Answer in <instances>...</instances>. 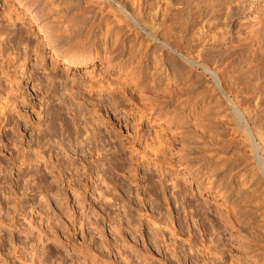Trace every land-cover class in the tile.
I'll list each match as a JSON object with an SVG mask.
<instances>
[{"label": "rangeland", "instance_id": "rangeland-1", "mask_svg": "<svg viewBox=\"0 0 264 264\" xmlns=\"http://www.w3.org/2000/svg\"><path fill=\"white\" fill-rule=\"evenodd\" d=\"M172 1L0 0V264L264 263V0Z\"/></svg>", "mask_w": 264, "mask_h": 264}, {"label": "bare ground", "instance_id": "bare-ground-1", "mask_svg": "<svg viewBox=\"0 0 264 264\" xmlns=\"http://www.w3.org/2000/svg\"><path fill=\"white\" fill-rule=\"evenodd\" d=\"M143 2H140V1H138L139 3H142V8L140 7H138V11H140L139 13H136V12H138V11H134V10H132V12L131 11H129V9L127 8V6H125V3H123V0H120V4L122 5V6H124V8H125V10L123 9V11H125L127 14H125V13H123V11H121L119 8H114V7H112L113 9H114V14L116 15V17H120V21H121V18H126V19H128V17H130L131 18V20L132 21H135V22H138V21H142L143 23H144V25H145V32H148V30H153L154 32L155 31H157L158 30V28L161 26V24H162V22L165 20V18H166V15L168 14V12L170 11V9H171V7L173 6V1L172 0H164V3L162 4V6H160V7H162V8H159V10L161 9V15H159V13H158V15L156 14V15H154L153 13H156V12H154L156 9H158V8H156L153 12H152V14L151 15H148V10H149V6L148 7H146V4L148 5V1H150V0H142ZM155 1V0H154ZM153 0L151 1L152 3L154 2ZM159 1H161V0H159ZM163 1V0H162ZM251 1V0H250ZM192 3H193V0L191 1ZM195 2V1H194ZM199 2V1H198ZM197 2V3H198ZM229 2V1H228ZM138 3V4H139ZM155 3V2H154ZM186 3H187V1H186ZM214 3V2H213ZM255 3V2H254ZM158 4V3H157ZM159 4H160V2H159ZM191 3L189 2V5H190ZM217 4V5H216ZM192 5V4H191ZM200 5V4H199ZM198 5V6H199ZM215 7L213 8V6L209 9L210 11L213 9V11H212V13L210 12L209 13V16L210 17H212V20L214 19V21L215 22H213L212 20H210V21H212L213 22V24L215 23H217L216 24V26H218L220 23H221V21H223V22H226V23H224L225 25H227V24H231V22H233L237 17H239L241 14H243L244 12H246V10L247 9H249L252 5H253V3L252 2H248V0H243V1H238V2H236V0L235 1H231V2H229V3H226V2H220V1H218L217 3H215ZM27 6L29 7V8H32L33 10H37V9H39L40 8V3H33V4H27ZM151 6V5H150ZM159 6V5H158ZM157 6V7H158ZM145 7L147 8L145 11H144V9H145ZM153 7H155V6H153ZM152 7V8H153ZM187 7H189L188 5H187ZM197 9H199L200 7H196ZM195 8V9H196ZM251 8H253V7H251ZM139 9H141V10H139ZM151 9V8H150ZM184 9V8H183ZM131 10V9H130ZM158 10V11H159ZM191 10H192V8H191ZM191 10H189V12H191ZM208 10V11H209ZM252 10V9H251ZM157 11V10H156ZM113 12V11H112ZM150 12V11H149ZM179 13H181V12H179ZM192 13V12H191ZM201 13V12H200ZM203 13H204V11H203ZM206 13V12H205ZM252 13V12H251ZM207 14V13H206ZM179 15H181V14H179ZM255 15V14H254ZM183 16V15H182ZM187 16H189L188 15V13H187ZM181 17V16H180ZM184 17V16H183ZM252 17H253V14H252ZM12 18V17H11ZM115 18V17H114ZM254 18V17H253ZM256 18H258L257 16L254 18V19H256ZM123 19V20H124ZM125 19V20H126ZM138 20V21H137ZM257 20V19H256ZM119 21V22H120ZM223 22L221 23V25L223 24ZM212 24V25H213ZM214 24V25H215ZM223 24V25H224ZM222 25V26H223ZM209 26H211V25H209ZM220 26V25H219ZM212 27V26H211ZM210 27V28H211ZM215 27V26H214ZM221 27V26H220ZM224 27H228V25L227 26H224ZM215 29V28H214ZM218 28H216L215 30H217ZM222 29H223V27H222ZM225 29V28H224ZM212 30H213V27H212ZM219 30H220V28H219ZM226 30L227 29H225L224 31L226 32ZM231 30H233V29H231ZM214 31V30H213ZM212 31V32H213ZM224 31H223V34H224ZM215 32V31H214ZM230 32V31H229ZM216 33V32H215ZM220 33H222V32H220ZM232 33H234V32H232ZM231 33V34H232ZM215 37H216V35L214 34V33H212ZM219 34V32H217V35ZM228 34V33H227ZM225 35H226V33H225ZM225 35H223V37H224V39H225ZM222 37V36H221ZM227 37H229V36H227ZM247 37H249V36H247ZM254 37V36H253ZM217 38V37H216ZM216 38H215V40H216ZM237 38V37H236ZM255 38V37H254ZM254 38H248L250 41L252 40L253 41V39ZM259 38L260 37H257V39L258 40H256V38L254 39L255 41H256V43H255V45H257V47H254L255 45H251V47H249V43L247 42V45L245 44V46H244V49H243V47H242V49L245 51V54H244V51H242L241 53H240V51H239V53H240V56L238 55V57H241L242 58V56H246L247 57V59L248 60H252V61H254L255 59H256V57L258 56L259 57V55L261 56V54H263L264 53V49H262V48H264V47H262V43L264 42V41H262V39L261 40H259ZM219 39L221 40V38H220V36H219ZM218 38H217V40L216 41H218L219 40ZM224 39H222V41L223 42H225L224 41ZM234 37H233V39H232V41H234ZM238 40V39H237ZM241 40H239L238 42H240ZM236 43H237V41H235ZM246 42H244V43H246ZM234 43V42H233ZM242 43V42H241ZM243 43V44H244ZM237 45V44H236ZM233 46V45H232ZM238 46V45H237ZM237 46H236V48H237ZM241 47V46H240ZM58 48H60V46L58 45V47H57V49H56V52H57V54H59V51H58ZM236 48H234V49H236ZM238 50L239 49H241V48H237ZM241 49V50H242ZM228 51V50H227ZM233 51L231 50L230 51V53H229V51H228V53L229 54H231ZM235 53L237 52L238 53V51L237 50H235L234 51ZM234 52L232 53V55L234 54ZM247 52V53H246ZM85 54V52H83V51H70V52H68V53H66V54H63V57H62V59H63V61H64V64H66V65H69V66H74V65H85V64H92V63H94V62H96V58L94 57V56H88V55H84ZM225 54V53H224ZM227 54V53H226ZM234 55H236L237 56V54H234ZM233 55V56H234ZM244 56V57H245ZM228 57H229V55H228ZM228 57H227V55L225 56V57H223L224 59L225 58H227L228 59ZM232 57V56H231ZM231 57H229V58H231ZM235 57V56H234ZM232 60H235V59H233V57L231 58ZM231 59H230V61H231ZM239 59V58H238ZM243 59V58H242ZM241 59V60H242ZM245 59V58H244ZM225 61H227L226 59H225ZM229 61V60H228ZM236 61H237V59H236ZM239 61V60H238ZM249 61V62H250ZM232 62V61H231ZM230 63V62H229ZM231 64V63H230ZM232 64H233V62H232ZM229 66V65H228ZM237 97V96H236ZM239 98V97H238ZM50 216V215H49ZM249 218H251V217H249ZM53 220V219H52ZM50 222H53V221H50ZM244 225H249V227H251L252 229H253V234H255L257 231H259L258 230V226L257 227H254L253 226V222L251 221V222H243L242 223V229H243V227H244ZM250 225H252V226H250ZM54 226V225H53ZM50 233V232H49ZM47 233V231H46V234L44 235V234H39V239L40 240H42V245H43V248L42 249H40V248H38L37 246H36V249H40L39 251H41V253H40V255H38V261L40 262V264H48V262H51V261H48L51 257H53L54 255H52V253H53V250L51 249V247H50V245L52 246V244H54V246L56 245V246H58L59 245V242H60V238L58 237V234H56V231H55V233ZM51 234H53V235H51ZM34 239V238H33ZM47 242H50L51 244L50 245H48L47 244ZM33 244V243H32ZM47 244V245H46ZM33 246H35V245H33ZM32 246V247H33ZM35 248V247H34ZM34 251H35V249H34ZM37 252V253H38ZM36 253V254H37ZM38 253V254H39ZM69 253V252H68ZM35 254V253H34ZM35 254V255H36ZM65 255V254H64ZM66 255H67V253H66ZM59 256V255H58ZM68 256V255H67ZM69 256H70V253H69ZM254 256L255 257H252L253 259H255L256 260V263H258V264H264V263H261L262 262V255H259V254H256V253H254ZM55 257V256H54ZM60 257V260L62 261V264H65L66 262H65V259L64 258H62V256L60 255L59 256ZM58 257V258H59ZM66 259H67V261H68V257H65ZM71 258V257H70ZM72 258H73V256H72ZM53 259V258H52ZM57 259V258H56ZM74 259V258H73ZM51 260V259H50ZM61 261H60V263H61ZM57 262H59V261H57ZM50 264V263H49ZM67 264V263H66Z\"/></svg>", "mask_w": 264, "mask_h": 264}]
</instances>
